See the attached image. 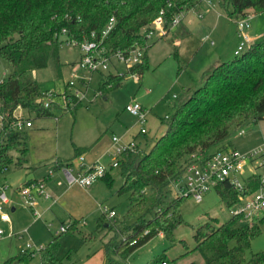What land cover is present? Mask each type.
I'll list each match as a JSON object with an SVG mask.
<instances>
[{
    "label": "trees",
    "instance_id": "trees-1",
    "mask_svg": "<svg viewBox=\"0 0 264 264\" xmlns=\"http://www.w3.org/2000/svg\"><path fill=\"white\" fill-rule=\"evenodd\" d=\"M200 2L0 0V57L13 67L12 73L0 80V111L5 114L4 125L0 129V171L10 168L12 150L19 152L16 165L27 161L24 129L16 130L12 126L17 108L28 109L39 117H55L51 110L53 106L61 109L59 102H53L50 107L45 106L47 91L42 89L37 80L31 79L29 73L33 69L46 68L51 60L56 62L57 68L60 67V46L63 42L59 34L63 29L67 30L68 38L82 40L90 37L92 31L101 34L111 18H114V26L103 42L107 50L127 53L136 45L144 50L142 60L128 67L124 73L101 72L103 77L99 92L107 96L122 85L126 76L138 73L142 80L149 69L150 45L143 29L160 11L165 10L169 25L177 14L190 10ZM216 4L236 21L249 14L264 12V0H216ZM174 29L165 36L174 35ZM178 38L177 35L171 41L175 56L179 55ZM64 92L73 97L70 102L75 108L82 104L71 94L68 84ZM68 104V109L72 110L71 104ZM262 120L264 38L253 41L234 59L207 70L202 84L176 103L173 113L161 119L166 131L148 149H145L148 145L142 147L137 143L134 149H128L121 155L115 169L123 178L118 193H129L130 206L125 218L135 220L122 227L118 220L107 222L105 214L98 219L97 231L102 228L113 231L103 245L106 264H125L133 252L160 232L174 240L175 229L184 223L180 207L187 198L176 193L173 181L194 162L191 155L203 153L204 158H209L216 151L229 150L228 140L236 130L250 122ZM74 149L75 156L71 160L88 150L76 145ZM71 160L59 159L56 168L71 166ZM103 181L112 186L114 175L108 173ZM258 185L259 179L250 178L245 194H250ZM216 190L229 208L240 201V192L229 183L218 185ZM217 222L215 218L194 227L196 246L193 250L202 256V264H264V250L253 253L250 258L246 257L253 239L261 233V222L246 223L243 215H232L222 224ZM79 226V221L74 220L67 232L79 231ZM147 230L149 232L145 233ZM91 236L85 234L83 238ZM123 236L127 237L126 240ZM133 241L136 242L131 244ZM59 247V237L56 236L41 248V264H65L58 257ZM30 258L27 253H19L7 258L2 264L26 263ZM179 259L180 256L170 259L163 254L146 264H172ZM189 264L198 263L193 261Z\"/></svg>",
    "mask_w": 264,
    "mask_h": 264
},
{
    "label": "rangeland",
    "instance_id": "rangeland-1",
    "mask_svg": "<svg viewBox=\"0 0 264 264\" xmlns=\"http://www.w3.org/2000/svg\"><path fill=\"white\" fill-rule=\"evenodd\" d=\"M197 17L194 16V24L188 27L190 33L184 42L182 41L183 48L178 52V56H175L171 42L175 39L173 34L158 39L154 36L149 40L150 67L146 70L142 80L128 75L122 85L113 89L107 96L99 92L103 77L101 72H90L80 68L78 60L81 54L78 48L65 43L61 44L60 67L57 68L56 62L51 60L46 68L33 69L29 77L37 80L44 91L54 92L59 103L62 101L61 93L64 92L65 86L71 79H74L78 89L84 93L82 104L76 108L73 104L72 110H65L69 106L66 102L60 103L61 109L53 106L51 110L57 117H39L35 112L21 109L20 115L31 117L36 125L32 128H24L28 148L27 161L20 166L16 165L19 152L12 150L10 154L13 156V162L4 173L5 175L0 173V183L5 181L4 177H7L15 186L22 181L39 178L47 169L54 167L55 164L52 165V163L57 157L73 158L75 156L74 144H94V147L107 145L110 144L113 135L116 134L121 138L126 126L135 127V130H138L136 116L131 115L125 109L135 100L148 108L153 107L152 116L158 121L156 127L160 125L159 128L162 131L161 119L166 114L174 112L175 104L187 97L185 94L189 89H195L202 84L200 83L203 73L201 67H204L214 56L221 58V62L234 59L235 47L242 40L237 21L229 18L226 12L216 4V0L215 6L206 13L205 18ZM248 18L250 25L254 26L258 32L264 33V12ZM244 33L253 34L251 28H245ZM116 65L119 73H124L127 69L126 65L120 61ZM12 71V65L0 57V79L8 77ZM114 71L115 69L112 68L102 73H115ZM174 94L179 97L174 98ZM242 128L245 130L244 133L240 134V129H238L228 140L232 149L244 152L264 145V120L250 122ZM34 130L36 132L32 134ZM156 130L157 133L161 132L158 128ZM37 131L42 132L38 134ZM154 132L145 149L154 143L156 137ZM143 138V135L139 136L142 143ZM52 157L55 159L51 160ZM76 158L75 161L78 163L79 160ZM104 158L103 162L108 160L110 162L109 156L105 155ZM36 169L39 170L38 173H35ZM113 175L112 186H108L102 180L96 185V191L101 202L117 213L115 217L107 219V222L114 223L118 220L120 226L126 227L135 220L125 218L130 206V195L126 192L118 193L123 178L117 170L113 172ZM11 192L14 194V190H10ZM14 200L20 202L22 206L17 211H11L15 232L18 235L23 233L25 236L29 228V237H25L24 240L18 238V241H15L16 238L6 237L0 241V249L8 247L11 249V256H14L21 253L28 241L34 243L37 248L45 247L52 235H57L56 232L62 220H50L47 215L42 214V217L35 222L26 197L16 194ZM180 211L184 223L175 229L174 240L160 232L133 252L126 259L125 264H146L163 254L170 259L180 256V259L172 264H189L193 261L202 264L204 262L202 256L198 251L193 250L196 246L194 227L215 218L218 219L219 224L227 222L232 216L230 208L224 203L219 192L213 189L205 194L201 202L187 198L182 203ZM102 212L99 204L96 215L80 218L84 224L79 226V231L57 235L60 242L58 257L65 264H84L87 255L98 253L112 236L113 231L107 228L97 231V221L102 216ZM0 228L8 234L12 230L11 222H4L0 219ZM85 234L88 236L92 234V236L84 239ZM262 250H264V225L261 227V233L253 239L246 257L250 258L253 253ZM184 253L187 254L183 255ZM38 257L40 258L39 251L36 252L35 259L31 258L30 262L31 260L37 262Z\"/></svg>",
    "mask_w": 264,
    "mask_h": 264
},
{
    "label": "built area",
    "instance_id": "built-area-1",
    "mask_svg": "<svg viewBox=\"0 0 264 264\" xmlns=\"http://www.w3.org/2000/svg\"><path fill=\"white\" fill-rule=\"evenodd\" d=\"M199 1L210 7L215 6L214 0ZM194 8L195 7L192 6L190 10H193ZM186 12L184 11L177 14L168 25L165 18L166 12L162 9L159 15L143 29V34L148 41L153 39L154 36L157 39L165 36L169 30L176 28L181 23ZM251 15L252 14H249L248 16L237 20V26L242 40L235 50V55L241 54L244 49L253 42L252 37L244 33L245 28L250 27L248 17H251ZM114 23L115 19L111 18L101 34H98L97 31H92L90 37H84L82 40L68 38L67 30L63 29L61 34H59V39L62 40V44L65 43L78 48L81 54L80 59L78 60L80 68L90 72H102L114 68V72L117 74L119 73L116 68L118 61L124 63L128 68L142 60L144 50L140 45H136L135 48L127 53L121 50L108 51L103 45V42L113 28ZM212 43H214V41H212ZM133 76L137 80H140V75L138 73L133 74ZM67 84L70 88L71 94H74L80 101H82L84 93L82 90L78 89L75 80L71 79ZM72 98V96L67 95L65 92L61 94V102L70 103L71 106L73 105L72 102H70L72 101ZM53 102H58L55 93L47 91L45 106L50 107ZM21 109L24 108H17L14 114L16 119L12 122V126L16 130L33 126V121L30 117L20 115L19 112ZM65 109H68V107ZM126 110L137 117L138 122L141 125L140 133H147V113L149 110L136 100L128 104ZM166 117H168V115H166ZM4 118L5 114L0 111V128L4 125ZM244 131L245 130L242 128L239 130V133H244ZM113 143L115 144V149L111 153L112 159L110 163L107 164L101 161L87 163L84 161L85 158L82 155L80 159L83 162L75 173L73 167H64L67 180L78 183L84 187L93 185L116 169L121 155L128 149H134L137 144L135 140L124 142L117 135L113 136ZM191 157L194 162L187 167L182 175L173 181V188L179 196L193 198L197 202H201L203 201L205 194L216 189L218 185L229 183L234 189L240 192V201L230 208L232 215H243L246 223L252 224L255 222H261L262 225H264V145L244 152L232 148L226 151H216L209 158H204L203 153H194ZM2 172L4 171H0V173ZM53 173L54 170L50 169L49 174L51 175ZM250 178L259 179V185L250 194H245L246 185ZM10 188L11 186L7 181L0 183V219L4 222H11L10 210L13 205V199L8 195ZM17 192L26 197L27 202L30 203V207L33 209L34 217H41L36 209L38 203L37 199L39 196L44 198L51 197L46 188L45 181L42 179L30 181L27 184L21 185L17 189ZM102 211L109 220L117 215L115 210L109 209L107 205H102ZM70 224L61 225L58 233L67 232ZM148 232L149 231L147 230L145 233ZM15 235L19 238L23 237V234L18 235L13 230L6 234L4 229L0 228V241L6 237H13ZM126 238V236H123L124 240H126ZM135 242L136 241H133L131 244ZM40 249L41 248L35 247V244L31 241H28L21 253H27L31 257H34L37 251L40 252Z\"/></svg>",
    "mask_w": 264,
    "mask_h": 264
},
{
    "label": "crops",
    "instance_id": "crops-1",
    "mask_svg": "<svg viewBox=\"0 0 264 264\" xmlns=\"http://www.w3.org/2000/svg\"><path fill=\"white\" fill-rule=\"evenodd\" d=\"M194 7L195 8L193 10H189V11L187 10L185 17L182 19L179 26L173 30L174 31V37L177 38V35H178L179 38H182V39L178 38L179 39V51L182 50V48H183L182 43L184 42V40L187 38V36L190 33L188 30L189 25L194 24V22H193L194 16H196V17L198 16L197 18L203 19V18H205L206 13L208 11H210L211 8H213V7L208 6L205 3H199V4L195 5ZM253 15L254 14H252L251 17H253ZM249 28H251V30L253 32V34L250 35L252 37L253 41L261 39L262 36L264 37V33L258 32L254 26L250 25ZM238 38H239V35H238ZM239 42H240V38H239ZM239 44L240 43L237 44V46L235 47V50L237 49ZM235 50H234V55H235ZM220 63H222L221 58H218V56H214L212 59H210L209 62H207L205 64L204 67H201V71H203V73H202V76L200 79V83H202V81L204 79L205 72L207 70L211 69L212 67L220 64ZM195 89H189L185 95L188 96L191 93V91H193ZM175 97L178 98L179 96L174 94V98ZM142 105L146 109L149 110V112L147 113L148 132L145 134L140 133V126L141 125L137 119V125H139L138 130H135V127L133 128V127L126 126V130H125V132L121 138L124 142L135 140L137 143H140V145L142 147H145L146 145H149V143H150L152 132L155 131L154 133L156 134V137L154 139L156 140L157 138H159L160 136H162L164 134V132L166 131V125H164L162 123V127H163L162 131L159 128L160 125L156 127V124H158V121L152 116V114H153L152 108L153 107L151 106L150 108H148L144 104H142ZM131 115H133V114H131ZM166 115H169V113ZM55 117H57V115ZM32 121H33V119H32ZM34 125L35 124L33 122L32 127H34ZM32 127H29V128H32ZM157 128L161 132L157 133L158 132L156 130ZM34 132H36V131L34 130L32 132V134H35ZM41 132L42 131H37L38 134H41ZM141 135L144 136V138H143L144 142L143 143L139 140V136H141ZM110 141H111L110 144L96 145V147H94V144H92V145H88V144L76 145V144H74V146L76 145L78 147L88 148L87 151H85L83 154H81L80 156H78L76 158L79 160L78 163L75 161V158L73 160H71L72 158L57 157L55 162L52 163V165L55 164L54 167L47 169V171L45 173L41 174L39 176V178H34V179L22 181L17 186L10 183V181L7 179V177H4L5 181H7L11 186V188L8 191L9 197L11 199H13V198L15 199L16 194H19L17 192V189L21 185L25 184L26 182L42 179L45 181L46 188H47L48 192L50 193L51 197L50 198H44L41 196L38 197V199H37L38 203L36 205V209L40 213L41 217L43 214L44 216L47 215L50 218V220L56 221V219H60V220H62L61 225L70 224L71 222H73V220H77V221L80 220L79 225L80 226L83 225L84 222L81 221V219H80L81 217H92V216L96 215V212L98 211L99 204H100L101 209H102V205H105V203L101 202V200H100L101 198L96 191V185L100 181H102L103 179L99 180L98 182H96L93 185L88 186V187L81 186L75 182H70L66 178V175L64 172L65 168L64 167L61 169L56 168L57 161L59 159H65V160L70 159L72 162L71 167L74 168V173L78 170V167H80V164H82V162H83L80 159V157L82 155L85 158L84 161L87 163H92V162H96V161L103 162V160L106 159V158H104L105 155L109 156V159L111 161V159H112L111 153L115 149V144L113 143V137L111 138ZM57 143H58V141H57ZM230 148H231V146H230ZM50 156H52V155H50ZM54 159H55L54 157L51 158V160H54ZM104 163L108 164L110 162L108 160L107 162L104 161ZM52 165H50V166H52ZM50 169L54 170V173L51 175L49 174ZM114 171H115V169L111 173L113 174ZM5 172L6 171H4L2 173L4 174ZM38 172H39V170L36 169L35 173H38ZM2 173H1V175H3ZM10 190H14V194L12 192L10 193ZM14 199H13V205H12L11 210H10V215H11V211H17L20 207H22L20 202H18V201L15 202ZM29 210L31 211V215L33 216L35 222L41 218V217L35 218L33 213H32L33 209L29 207ZM61 225H60V227H61ZM11 226H12V230L15 232V224L13 222L12 216H11ZM58 231H59V229H58ZM58 231L56 232L57 235L61 234V233H58ZM29 232H30V229L28 228L27 233L29 234ZM20 234H23V233H20ZM28 234H26L25 236L23 234V237L20 239L24 240L25 237H29ZM57 235L53 234L50 241H52L53 238H55ZM9 238H16L15 241L19 240L18 239L19 237L17 235H15L13 237H9ZM2 248L3 249H0V258L2 259V263H3L7 258L11 257V253H10L11 249H9L8 247H6V248L2 247ZM103 252H104V250H103V246H102L101 250L98 253H96V254L93 253L92 255L88 254L87 258L84 260V264H106L105 254ZM34 257H31V258H33V260H34L35 259ZM30 259L28 262H26V263L23 262L21 264H41V257L40 258L38 257L37 262H34L33 260H31V262H30Z\"/></svg>",
    "mask_w": 264,
    "mask_h": 264
}]
</instances>
